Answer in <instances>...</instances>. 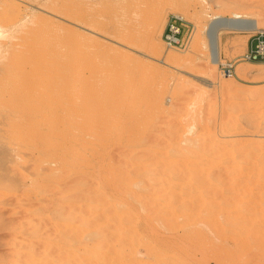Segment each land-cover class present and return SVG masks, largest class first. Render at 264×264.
Returning <instances> with one entry per match:
<instances>
[{
    "label": "rangeland",
    "instance_id": "obj_1",
    "mask_svg": "<svg viewBox=\"0 0 264 264\" xmlns=\"http://www.w3.org/2000/svg\"><path fill=\"white\" fill-rule=\"evenodd\" d=\"M5 2L7 4L3 5ZM0 7V23H2V29L5 34H3L4 36H0V72L2 74V77L0 75V80L3 82V85H8L9 88L8 91V88L4 85L2 88H4L5 91L2 90V83H0V94L2 92L0 95L2 97H0L2 99V101L0 100V120H2L3 115L7 116L8 114L5 124V117L0 124V140L3 141L2 145V142L0 143L2 146L0 148H3L0 149L1 154L2 152L7 154L4 148L5 145L10 144V141L12 142L13 139H15V130L12 128H10L11 130L9 129V127L12 126V124H9V122L11 123L9 118L12 119V114L17 115V113H20L24 108L21 113L24 115H27L28 113L30 117L35 116V118L33 117L28 120L31 127H42L46 125L50 116L52 117L54 114V117L63 111L62 106L56 104L57 102L54 103L59 97L54 91L57 90L60 95L58 88L60 89L61 86V90L66 88L64 91H66L67 95H63L64 91H62L61 98L62 95L67 98L72 91L71 89H73L76 82H78L75 77H78L79 75L78 79L81 81L83 78L84 80L86 78L88 79L91 77V74L94 75V73H96L98 67L96 65L98 64V61L96 62L95 59L97 58L100 67L102 66L106 68L109 67V65L110 68L112 67L111 70H109L110 68L107 70L109 73L104 70L105 72L101 74L104 76L103 79L99 76V80H96L98 84L100 83V87L102 84V87L104 88L103 85L105 84V88L110 90L111 86H113L112 90L115 89V91L116 87L117 91L123 88H131L127 93L132 97L130 98V103L128 105L129 109L127 110L125 107L126 110H121L124 115L118 118L119 121L117 120V124H120L121 126L127 125L128 118H126L125 111H128L127 114L133 113L132 115L135 116L136 120L128 124L129 126L134 127L135 132L130 140L127 142L125 141L126 139L124 142H102V146L100 143L103 140L101 136L104 132L102 130L103 134L102 132L100 133L101 130L99 128H103L105 123L100 120H95V125L98 126V122L100 125L97 129L98 131H95L98 136L95 132L93 135L85 133L86 130L83 126L84 132H82L81 129V137L76 143L82 148L84 153L86 152L87 156L89 155L88 157L90 159H87L86 161L88 164H82V162L78 163L79 166L71 164L69 165V173L67 172L68 168L66 169L67 174L65 171L64 174L60 169L55 170L56 172L54 174L57 173V175L55 177L54 174H52L51 177L53 178L54 176V178L50 180L48 179V176L46 177V175L43 174L45 170L47 171L49 166H56V163L58 162L57 160H53L49 154H43L42 148H35L36 146L32 148V159L29 157V164H27L29 166L30 163L32 164L31 173L29 171L30 174L25 173L26 169L23 165L26 162L23 160V155L20 153L21 151H16L18 153L15 152L18 165H22L21 167L24 169L19 167L18 170L20 169V171L16 170V172L18 171V175L16 172L14 173L16 181L15 187H17H14V191L16 192H13V198H15V203L13 202V205L12 203L7 204L6 202L7 197L9 196L8 194H10V187H4V189H7L6 194L4 189L2 192L0 191V202L2 201V204H0V210L3 215L2 217L5 215L7 218H5L6 223L3 222L2 226L0 225V264H43L45 260H48V264H85L86 261L84 254L88 253V251H92L87 250L88 245L89 249H91L93 245L92 249L95 250L97 247L101 246L100 244L105 245L106 242L108 244L111 242L115 247L111 244H106V246H109L110 248H112V246L113 248H118L123 242L121 241L122 236L119 237V235L122 234H120V231H124L127 226L130 230L126 229L125 231L129 232H123L127 235V241H124L131 242L132 240L134 246L133 244L131 246V243L130 245L126 243V247L131 246L130 251L129 247L126 248V254L134 252L135 256L133 255L132 257L131 255V257H129V254H127L129 258L126 256V264H129L133 260H135V264H172L173 259L174 261L177 260L175 257L178 258L177 264H236V262L237 264H264V257L261 256V258H258L259 255L257 253L254 254L251 252L250 254L249 250H247L249 254L246 251L245 254L240 251V254L243 253L244 256L241 257L240 254L238 256L237 250L239 252L242 246L239 245L238 247V244L240 243H238L237 240H239V238L235 239V237H231V235L239 237L242 232L247 233V231L249 232L254 226L255 229L258 230V237L261 236V238L264 239V235L262 236L264 230L259 233V228L262 229L264 223V214H260L264 212V176H262L263 179H259V176L257 177V172L259 173V171L264 174L263 166V170L258 171L257 169V167L262 168L261 164H264L261 162L262 159H260V156L264 155V64L256 65L240 58L247 49L251 32L222 28L219 34L221 58L217 64L212 63L211 61L208 40L210 37L207 36V27L210 25L211 21L218 16L227 19L234 16H241L248 19L258 20L260 28H264V0H0ZM158 11H162L163 13L160 20V27L155 36L156 38H150L148 34V23L141 21V18H143V16L145 17L147 14V16L150 14L155 15ZM172 13L182 14L194 24L195 29L192 43L187 50L169 48L162 38V32L167 18ZM36 19L40 21H37ZM42 24H44L46 28H43L44 25L42 26ZM31 27L33 29H30ZM48 27H51V29ZM33 32H35V35L38 34V36H36L38 38L35 37L34 39ZM39 32L42 35H45L44 37L42 36L44 43L42 42L43 45L41 46V49L43 53L38 50L42 41V39H39L41 38ZM31 35L33 36V40ZM125 35V38L122 37ZM47 37L48 39L46 40L45 38ZM28 38L30 39L31 44H27ZM50 38L52 39L51 44ZM48 40H50V42ZM54 40L56 41V45ZM61 40L65 45L61 43L59 48L58 44H60L59 41ZM68 40L71 42H68ZM155 41L162 43V46L155 48ZM15 42L17 43L15 44ZM73 42L74 45H76L77 42L80 43L77 44L78 46H71ZM19 43H21V45ZM24 44L26 45L25 47ZM44 45L45 48L47 46L46 49L44 48ZM19 46L20 49H18ZM70 46L73 47V49L70 48ZM26 47L28 50L26 49V52H24ZM34 47L35 49H38L34 50ZM29 48H32L33 50V52L32 50L30 51V57L29 54H27V52L29 53ZM48 48H51L50 51L52 53L49 52ZM61 48L64 52L66 51L64 55L61 52ZM69 48L70 50L72 49L73 53L79 48L83 50V52H81V50L77 51L79 53L81 52V54L83 53L82 55H79L78 53L80 56L79 61L81 59L79 65L82 64L81 62H83V64L81 67H78L79 71L77 72V75L75 74V69L77 71V68L68 64L63 66V63L60 62H64V60L67 59L66 56L69 53ZM56 49H58V51L60 49V53H58V51L55 53ZM12 50L14 51L12 52ZM16 50H18V54L20 53V56L18 55L19 57L23 56L22 59L11 56L12 60L8 63L10 59L9 53L11 54L12 52L13 55ZM43 50H45V52ZM46 52L48 56L46 54L44 55ZM17 53H15V55ZM39 53H41V57ZM7 54L9 59L6 58ZM90 54L91 57H89ZM168 54H174L182 58L185 57L184 62L177 67H171L161 63L159 59ZM35 55H37L36 57L38 60L34 59L36 58ZM42 55L45 57L47 56L46 58L43 57L45 63L42 62ZM54 56L58 58H55ZM86 56L88 58H86ZM27 57L31 58V60L27 59ZM39 57L41 59H39ZM92 57L95 58V64H93ZM52 58L55 60L54 62L52 61ZM63 58L64 60H62ZM91 58L92 62L90 63ZM14 59L16 60L14 61ZM32 59L40 61L38 66L37 63L34 62L35 66L38 67V70L40 69V71H38L31 63L33 62ZM19 60L23 61L21 64L25 65V71H23V67H20L21 64ZM45 60L49 62H46ZM228 60H238L236 62V71L232 76L223 74L219 65L220 62H226ZM12 61L15 64H18V66H14L13 63V66L17 68H14L13 66L11 67L10 64H12ZM16 61H19V63ZM111 61L113 63H111ZM25 62H27V65ZM29 63L30 65H28ZM51 64H53V68L51 67L50 70L49 66H51ZM41 66H44V69ZM58 66L61 70L56 69ZM62 66L67 67L69 71L72 66V72L74 71V73H69L65 68L62 69ZM93 66H95L96 71H94ZM31 67L34 68L33 70L36 69L35 72L33 71V73H31ZM45 67L48 68L46 69ZM239 67H241V69L237 70ZM41 68L46 74L42 72ZM53 69H55V71H53ZM11 70L14 71L12 72ZM62 70L64 71L65 76L63 75ZM80 70L82 71L80 72ZM2 72H4L5 75H3ZM19 72L20 74H18ZM48 72H51V74ZM21 73H25V75L29 74L26 75V77H23L24 74L22 75ZM47 73L49 76H47ZM55 73L60 75H56ZM68 73L72 74V76L75 75L74 77H69L70 75H68ZM81 73L83 74L82 77L80 76ZM8 75H12L11 78H9ZM34 75L37 76V79H35L36 77ZM38 75H40V77ZM109 75L110 77H113H111L112 81L110 80ZM4 76H7L6 81ZM14 76L16 77L15 80ZM94 76H96V74ZM22 77L23 79L26 78V83L23 85L22 83L20 84V81H24ZM38 77L40 79H38ZM41 78L43 82L41 81ZM50 78L54 79V81L52 82ZM208 78L211 80H208ZM47 79L52 83L50 89H48V85L50 84L47 82ZM59 79L63 82L69 79L73 83L71 82L68 87L69 83L67 84V81L64 84L60 82ZM75 79L77 81H75ZM89 79H92V77ZM100 79L103 80L101 81L102 83L100 82ZM13 80L14 84L12 83ZM16 80L18 85H15V83H17ZM33 80L35 84L33 83ZM110 81L111 83L114 81L112 84H115L116 86L112 85ZM29 82L31 86L29 85ZM44 83L48 84L47 86L45 84L47 87L46 91ZM56 83L58 87H56ZM107 84L108 86H106ZM19 85L22 87L21 89H23V92H21L22 90ZM127 85L130 86L127 87ZM25 86L29 87V89L27 88L28 92L24 89ZM32 86L33 91L31 90ZM71 86L73 88H71ZM12 89L13 92H11ZM51 90L53 91L52 94ZM9 92L12 93V97L10 94L12 101L10 99H8V101L6 100L7 97L9 98ZM18 92L23 94V96L25 94V96L23 97ZM156 92H159L158 96L164 103L163 108L155 107L154 95ZM30 93L31 97L33 96L32 99ZM3 94L5 95L4 97ZM37 94L38 97L36 96ZM49 94L52 95L51 97L54 96L57 99L53 98L54 106L51 108L46 102V98L50 97ZM16 96L18 97L16 98ZM38 98L39 100H42L39 102ZM3 100H5L6 106H8L10 102V107L8 106L9 112L7 111L6 115L4 114V111L7 107L3 104ZM17 102H19L18 105ZM20 102L22 107L24 106L23 108L21 105L19 106ZM44 103H46V105H44ZM12 104L13 106H11ZM26 104L29 105L28 108L26 107ZM36 104L38 108L35 107ZM16 107L18 111L16 110ZM19 107H21L20 110ZM91 107L92 105L82 104L79 108V112L82 109L80 116L82 115L86 117L85 115L87 111H89L87 116H90L89 114L93 112L90 110ZM12 108H14L15 111ZM34 108L35 114L33 112ZM39 108H43V110ZM48 109L50 111L49 115H47ZM40 111H42L43 115L37 113ZM121 111L118 114H121ZM81 119H83V117ZM7 120L9 121L8 126L6 125ZM31 120L33 123L30 122ZM44 120H46V123L43 124ZM83 121H85V119H83ZM83 121L81 120V122ZM2 125L5 126V133L7 131L6 129L10 130L9 135L8 133L4 134ZM139 126L141 129H144H142L141 134L137 133V127L139 128ZM11 132L14 134H12V140L10 139ZM5 135L7 136L5 137ZM98 140L101 141L99 142ZM82 144H84L85 147ZM8 153H10V151ZM93 153L94 156H92ZM252 153H254V155ZM89 164L94 165L89 166ZM29 166H27L28 169ZM78 167L79 169H77ZM71 170H74V175H72L73 172H71ZM111 170L115 174V178L117 179L118 177V179H120V181L117 179L120 186H123L120 184L122 181L126 183V187L128 186L126 192L128 193L129 191L128 194L122 192L115 186L114 188L112 187L114 184L113 182L116 179L112 175ZM120 170L124 173L125 177L126 174L130 175V178L127 175V180L130 179L129 181L131 182H127L124 177H119V174L120 176L122 175ZM21 172L25 173V176L21 175ZM109 172L111 173L112 178H114L113 181L111 176H108ZM45 174H48V172ZM58 174H62L63 176H59ZM168 176L169 178L167 179ZM187 179L191 181L193 185H191V182ZM134 181L137 182L135 183ZM132 182L134 183L131 184ZM48 183L50 185H48ZM134 185H136V187ZM129 187H131V193ZM136 191L138 193H136ZM100 193L102 195H100ZM117 194H119L121 198L118 197ZM259 195L263 197V200L258 202L260 199ZM100 196L101 199L103 198V203L100 201ZM257 196H259V198ZM256 199L258 202V210L256 209L246 212L243 207L244 203L247 204L252 201L256 202ZM105 200H107L106 203ZM196 201H200L199 203H201V207L197 206L199 203ZM111 202H115V205L111 204ZM232 202H234L236 206ZM102 204H106V207ZM188 204H190V207ZM109 206L112 207V210L108 209ZM169 208L170 210H168ZM115 212L117 213V216ZM241 213H243L242 217ZM248 214L250 224H248V221H246L247 218L244 216ZM113 215L114 217H112ZM216 215H218L217 220ZM260 215H262V220L257 218L258 220L256 222V216L260 217ZM97 216L99 217V220ZM162 216L166 221L163 220ZM195 216L198 219H196ZM205 216H207L206 219ZM115 218L117 222L113 220ZM185 218L189 222H194H188L187 226ZM251 218L254 219V221L251 220ZM157 219L160 221L159 225ZM183 220L185 221V226ZM88 221L89 223H87ZM90 221L93 222V224H91L94 225V229L90 228ZM120 221L121 223L118 225V222ZM258 221H260V223ZM253 222L254 224L252 225ZM86 223L87 226H85ZM205 223L206 228H204ZM210 223L212 224V227H208L210 226ZM198 224L199 226H197ZM201 224L202 227H200ZM246 224L248 226H246ZM242 225H245L247 228L245 226L243 228ZM76 226L80 227L79 231ZM84 226L85 230L83 229ZM120 226L125 227L124 229H121ZM150 226H152L153 229L152 234ZM219 226L221 230L223 229L222 231L224 234H222ZM199 228L201 230L200 233L204 232L206 236L203 237L202 241H198V243L197 241L191 242V240H193L192 238L199 233ZM214 228L217 229V232ZM114 229H116V231ZM231 229H236V231H230ZM242 229L244 230L242 231ZM255 229L252 230L255 231ZM80 230H82V232ZM191 231H193V233H191ZM77 232L81 233V238L83 237V240L86 237L84 240L85 243L80 240V236H78L80 233L78 234ZM233 232L235 233L233 234ZM236 232H238V235ZM72 233H74L75 239L71 238L70 235H72ZM114 233H118V237L113 235ZM208 234L210 235L208 236ZM225 235H227L226 239L223 238ZM67 236H69V238ZM76 236H78V240L76 239ZM141 236H143V238ZM220 236L222 237L221 239H219ZM93 237L95 238V241ZM115 237H117V239ZM90 238L92 240H90ZM261 238H259L260 241H263ZM74 240H77L76 243ZM98 241L100 244H98ZM88 242L90 243L88 244ZM149 242L150 245H148ZM56 243H60L61 248L58 247L60 250L55 251V253L54 246H57ZM117 243L119 244L117 245ZM135 246L136 248L134 251L133 248ZM53 247L54 249L52 250ZM147 247L154 248V251H152V249L151 252L149 250V252L145 251L149 249ZM50 250H52L51 254L49 252ZM77 252H79V254H76ZM143 252H147V255L143 254ZM165 252L166 254H164ZM232 252L234 253V257ZM66 253H69V255ZM187 253L189 255H187ZM75 255L78 256L75 257ZM142 255H145V257ZM108 256L96 258V260L92 261V264L96 261L97 264H119L117 260L112 259L114 256ZM203 256H207L204 258L206 262L202 260ZM153 258H157V260H154ZM183 258L186 259L184 260ZM60 259L63 261H60ZM138 259L142 262H138ZM149 259L151 260L149 261ZM77 260L79 261L77 262ZM134 263L132 262V264Z\"/></svg>",
    "mask_w": 264,
    "mask_h": 264
},
{
    "label": "bare ground",
    "instance_id": "obj_2",
    "mask_svg": "<svg viewBox=\"0 0 264 264\" xmlns=\"http://www.w3.org/2000/svg\"><path fill=\"white\" fill-rule=\"evenodd\" d=\"M7 3L5 2V4L3 3V5H6ZM10 7V6H9ZM0 9H1V7H0ZM3 9V8H2ZM70 10V9H69ZM14 12V11H13ZM17 12V11H16ZM1 13H2V10H1ZM164 13H165V10H164ZM17 14V13H16ZM162 11H158V12H156V14L154 15V14H150L149 16H143V18H141V21H144V22H146V23H148L147 24V26H149V29H148V27H147V29H148V34H149V37L150 38H154L155 36H156V34L158 33V29H159V27H160V20H161V18H162ZM5 17V16H4ZM13 17V16H12ZM41 18V17H40ZM79 19V18H78ZM91 19V18H90ZM10 20H12V19H10ZM37 21H40V20H38V19H36ZM43 20V19H42ZM80 20H81V18H80ZM47 21V20H46ZM83 21V20H82ZM85 21V20H84ZM96 21V20H95ZM140 21V22H141ZM144 22H143V24H144ZM41 23H42V21H41ZM40 23V24H41ZM44 24H42V26H43ZM47 26V25H46ZM94 26V25H93ZM131 26H132V24H131ZM38 27V26H37ZM54 27V26H53ZM56 27V26H55ZM43 28H46L45 27V25H44V27ZM48 28H50L51 29V27H48ZM63 28V27H62ZM68 28V27H67ZM208 29H207V36H209L210 38L208 39L209 40V48H210V58H211V61H212V63H215V64H217L219 61H220V58H221V45H220V38H219V34H220V30L222 29V28H227V29H233V30H245V31H247V32H252V31H255V30H257V29H259L260 28V23L258 22V20H254V19H248V18H246V17H241V16H234V17H231V18H223L222 16H218L216 19H214L213 21H211V23H210V25L207 27ZM30 29H33L32 27L30 28ZM37 29V28H36ZM36 29H34V30H36ZM27 30H28V28H27ZM38 30V29H37ZM57 30V29H56ZM44 31V30H43ZM36 32V31H35ZM35 32H33L34 33V39H35V37L36 36H38V34L37 35H35ZM40 32H41V30H40ZM39 32V34H40V36H41V38H39V39H42V41H41V45L40 44H38V45H40V47H39V49L38 48H36V49H38L39 50V52H42V49H41V46L43 45L42 44V42H43V37L45 36V35H42L41 33ZM56 32V31H55ZM37 33V32H36ZM50 33V32H49ZM122 33H123V31H122ZM4 34V30L2 29V23H0V36H2ZM24 34V33H23ZM57 34V33H56ZM62 34V33H61ZM145 34H146V31H145ZM5 35V34H4ZM3 35V36H4ZM21 35V34H20ZM29 36V35H28ZM32 36V35H31ZM43 36V37H42ZM47 36V35H46ZM49 36H51V35H49ZM63 36V35H62ZM118 36V35H117ZM132 36H133V32H132ZM23 37V36H22ZM30 37V36H29ZM52 37H53V34H52ZM56 37H57V35H56ZM122 37H126V35L125 36H122ZM128 37V36H127ZM25 38V37H24ZM36 38H38V37H36ZM130 38V37H129ZM132 38V37H131ZM156 38V37H155ZM158 38V37H157ZM19 39H21V38H19ZM46 40L48 39V37L47 38H45ZM51 39V38H50ZM92 39H94V38H92ZM18 40V39H17ZM17 40H15V41H17ZM32 40H33V36H32ZM77 40V39H76ZM84 40V39H83ZM121 40V39H120ZM124 40V39H123ZM162 40V39H161ZM45 41V40H44ZM49 42H50V40H48ZM55 41V40H54ZM62 41V40H61ZM61 41H59L60 42V44H58V47L60 48V45H61V43H63V41L61 42ZM70 40H68V42H69ZM81 41H82V39H81ZM24 42V41H23ZM26 42H27V40H26ZM71 42V41H70ZM74 42H76V41H74ZM74 42H73V44H71V46H73L74 45ZM14 43V42H13ZM12 43V44H13ZM17 42H15V44H16ZM31 44V42H30V39L28 38V42H27V44ZM33 43H34V41H33ZM38 43H40V42H38ZM44 43V42H43ZM47 43V42H46ZM52 43V39H51V42H50V44ZM65 43H66V41H65ZM78 43H80V42H77L76 43V45H74V46H78L77 44ZM153 43H154V41H153ZM20 45H21V43H19ZM35 44V43H34ZM37 44V43H36ZM64 44V43H63ZM92 44H93V42H92ZM92 44H90V45H92ZM95 44V43H94ZM38 45H37V47H38ZM53 45V44H52ZM55 45H56V41H55ZM65 45V44H64ZM68 45V44H67ZM69 45H70V43H69ZM22 46H23V44H22ZM21 46V47H22ZM26 45L24 44V47H25ZM29 46V45H28ZM70 46V48H72L73 49V47H71ZM84 46V45H83ZM154 46H155V48H158V47H161L162 46V43H160V42H156L155 41V44H154ZM11 47V46H10ZM49 47V46H48ZM65 47V46H64ZM63 47V48H64ZM68 47V46H67ZM80 47V46H79ZM93 47V46H92ZM33 48V47H32ZM32 48L30 49L29 48V53L27 52V54H29V57H30V51L32 50ZM44 48H45V45H44ZM46 48H47V46H46ZM45 48V49H46ZM53 48H54V46H53ZM52 48V49H53ZM56 48V47H55ZM70 48H69V53H68V55L66 56L67 57V59L66 60H64V58L62 59V60H64V62H62V61H60L61 63H63V66L64 65H66V64H68V65H73V67H75V68H77V71H76V69H75V74L77 75V72L79 71L78 70V67L80 66L81 67V65L83 64V62H81L82 64L81 65H79L80 64V61H81V59H80V61H79V58H80V54H81V52H83V50L81 49V48H79V49H77V50H75L74 52L75 53H73V51H72V49L70 50ZM163 48V47H162ZM18 49H20V46L18 47ZM23 49V48H22ZM26 49H27V47L25 48V51L24 52H26ZM35 49V47H34V50H36ZM40 49H41V51H40ZM49 49V48H48ZM85 49V48H84ZM87 49V48H86ZM90 49V48H89ZM28 50V49H27ZM51 50V48L49 49V52H51L50 51ZM79 50H81V52L79 53V52H77V51H79ZM94 50V49H93ZM14 50H12V52H13ZM17 51L18 50H16L15 51V53H17ZM20 51V50H19ZM44 52H45V50H43ZM48 51V50H47ZM56 51H58V49H56L55 50V53H56ZM120 51V50H119ZM12 52H11V54L9 53V57H10V59H9V57H8V54H7V57L6 58H8L9 59V61H8V63H10V61L12 60V58H11V56L12 57H16V58H21L22 59V57H19L20 55V53L18 54H16L15 55V53H13V55H12ZM32 52H33V50H32ZM49 52H48V54H49ZM61 52H62V54L64 55L65 54V52H64V50H62V48H61ZM86 52V51H85ZM125 52V51H124ZM37 53V52H36ZM43 53V52H42ZM52 53V52H51ZM50 53V54H51ZM55 53H54V55H55ZM58 53H60V49H59V51H58ZM78 53H79V55H78ZM87 53V52H86ZM21 54H23V53H21ZM26 54V55H27ZM32 54V53H31ZM40 54V57H41V53H39ZM47 55V52L46 53H44V55ZM83 54V53H82ZM81 54V55H82ZM88 54H89V52H88ZM87 54V55H88ZM94 54H95V52H94ZM175 54V53H174ZM174 54H168V55H166V56H164L163 58H160L159 59V61L161 62V63H163V64H165V65H167V66H171V67H177V66H179L180 64H182L183 62H184V58H182V57H179V56H176V55H174ZM19 55V56H18ZM96 55V54H95ZM37 55H35V57H36ZM48 56V55H47ZM46 56V57H47ZM117 56V55H116ZM29 57H27V59H29V60H31V58H29ZM32 57V56H31ZM39 57V59H41ZM43 57H45V56H43L42 55V62L43 63H45L44 61H43ZM45 57V58H46ZM55 57V56H54ZM84 57H85V55H84ZM89 57H91V54L89 55ZM124 57V56H123ZM24 58H25V56H24ZM24 58H23V60H24ZM33 58H34V56H33ZM55 58H58V57H55ZM86 58H88L87 56H86ZM93 58V57H92ZM92 58H91V60H90V63L92 62ZM95 58H96V56H95ZM95 58H93V64H95L97 61H98V64H99V60H98V58L97 59H95ZM26 59V58H25ZM34 59H36V60H38V58L36 57V58H34ZM34 59H32V61L33 62H31L34 66H35V64H34V62H36L37 63V66L39 65L38 63H40V61H35ZM50 59H51V57H50ZM61 59V58H60ZM94 59L96 60V62L94 61ZM108 59V58H107ZM107 59H106V65H107ZM16 59H14V61H15ZM46 60H48V59H46ZM45 60V61H46ZM6 61V60H5ZM5 61H4V63H5ZM20 61V60H19ZM19 61H16V62H18L19 63ZM27 61V60H26ZM52 61L54 62L55 60L52 58ZM84 61V60H83ZM46 62H49V61H46ZM52 62V63H53ZM95 62V63H94ZM104 62V61H103ZM7 63V62H6ZM8 63H7V65H8ZM13 61H12V64H10L11 65V67L13 66ZM21 63H23V61L21 60L20 61V64ZM26 63V65H27V62H25ZM55 63H57V62H55ZM105 63V62H104ZM111 63H113L112 61H111ZM253 64H256L257 62H252ZM1 64V63H0ZM32 64H31V66H32ZM42 64V63H41ZM40 64V65H41ZM96 65V66H98L97 67V71L95 70V66H93V68H94V71H96V73H94V75L96 74V76H94L93 74H91V77H92V79H89V78H91V77H89L87 80L85 79L84 80V78H83V80H81V81H79V79H78V77H79V75H78V77H75V78H77V80H78V82H76V84L74 85V88L71 86V88H73V89H71L72 91L69 93V96L67 97V98H65V96H63L64 94H66V91H64L65 89H63V90H61V87H60V89L58 88V90L60 91V95H59V93H58V91L56 92V91H54V93L56 94L57 93V95L60 97V99H59V97L56 99V97H51L52 95V90H51V94H49L50 95V97L49 98H46V102H47V104H48V106L51 108V107H53L54 106V104H53V101H54V99L53 98H55L57 101H55L54 103H56V104H58L59 106H62V108H63V111L62 112H60L59 114H57V115H55L54 117H53V115H52V117L50 116V118L48 119V117H47V119H48V121H47V123H46V120H44L43 121V124L44 123H46V125H44V126H36V127H31L30 126V124H29V119L30 118H35V116H29V114L27 113V115H24L23 113H21V112H23V110H24V106L22 107V104H21V102H20V104H19V106L21 105V107L23 108L22 109V111L19 113H17V115L16 114H12L13 116H12V119L11 118H9L10 120H11V123L7 120V126H8V122H9V124H12V126L11 127H9V129L10 128H12L13 130H15V132H14V134H15V139H13V133L11 132V140L13 139V141L11 142L10 141V144H8V145H5V150H6V153L7 154H5L4 152H2V154L0 153V191L2 192L3 191V189H4V187L5 188H7V187H10V194H8L9 196V198L7 197V200H6V202H7V204H11L12 203V205L15 203L14 202V199L15 198H13V192H16V191H14V187H15V183H16V181H15V178H14V173L16 172V170H18V168L19 167H21L22 165H18V163H17V161H16V155H15V152L16 151H21L20 153L23 155L22 157H23V160H24V162H26L24 165H23V167L26 169V171H25V173L26 174H30L31 173V163H30V166L29 165H27V164H29V157H31V155H33L32 154V148H34V146H36L35 148H42V151H43V154L45 153H47V154H49L52 158H53V160H57V162L58 163H56V166H49L48 167V169H47V171L45 170V172H44V174L43 175H46V177L48 176L49 178V180L50 179H53L54 178V176L56 177V175H57V173L56 174H54L56 171L55 170H58V169H60V170H62L63 171V173H64V171L66 172V169L68 168V170H67V172L69 173L70 172V170H69V165H71V164H73V165H77V166H79L78 165V163H81L82 162V164H85L86 163V161H87V159L89 160L90 158L87 156V154H86V152L84 153L83 152V150H82V148L81 147H79L78 145H77V143H76V141L77 140H79V138L81 137V133H80V131H81V129H82V132H84L83 131V129L85 128V130H86V132L85 133H87V134H89V135H93L94 134V132L95 131H98L97 129L100 127V125H99V122L97 123L98 124V126L97 125H95V120H100V121H102L103 123H105V125H104V127L103 128H99L101 131H100V133L102 132V130H103V132H104V134H103V132H102V138H103V140L101 141V143H100V145L102 146V142L103 143H107V142H113V141H123L124 142V140L127 142L128 140H130V138H132L133 137V135H134V127H131V126H129L128 124H130L131 122H134V121H136L135 120V116H133L132 114L133 113H129V114H127L128 113V111H125L126 109L128 110L129 109V107H128V105H129V103H130V98H132L131 97V95L130 94H127L130 90L129 89H131V88H129V89H127V88H123V89H121V90H118L117 91V87H116V91H115V89H113L112 90V87L113 86H111V89H110V86H109V89L110 90H108L107 88H105V84L103 85L104 86V88L102 87V84H101V87H100V83L98 84L97 83V81L96 80H99V78L100 77H102V79H103V75H101L102 73H104L105 71H107L109 68H110V65H109V67H106V68H104V67H100L99 65ZM117 64V63H116ZM18 66V64H15L14 63V66ZM28 65H30V63L28 64ZM44 65V64H43ZM60 65V64H59ZM105 65V64H104ZM105 65V66H106ZM114 65V64H113ZM13 66V67H14ZM20 66V65H19ZM62 66V69H64L65 68V70L67 69L68 70V68L67 67H63ZM112 66V65H111ZM118 66V65H117ZM10 67V68H11ZM20 67H23V71H25V65H22L21 64V66ZM28 67V66H27ZM36 67V66H35ZM42 67V66H41ZM51 67L53 68V64H51V66H49V68H50V70H51ZM56 67H57V65H56ZM7 68V67H6ZM5 68V69H6ZM14 68H17V67H14ZM43 69H44V66L42 67ZM42 68H41V70H42ZM46 68V67H45ZM48 68V67H47ZM46 68V69H47ZM55 68V67H54ZM59 68V69H58ZM58 68H56L57 70H61V68L58 66ZM18 69L20 70V68L18 67ZM17 69V70H18ZM34 68H32L31 67V69H30V71L32 70V72L31 73H33V71L35 72V70L37 69L38 70V67H36V69L35 70H33ZM74 69V68H73ZM80 69V68H79ZM112 69V67L109 69V70H111ZM116 69V68H115ZM239 69H241V67H239V68H237V70H239ZM2 70H3V67H2ZM105 70V71H104ZM114 70V69H113ZM12 71V70H11ZM14 71V70H13ZM12 71V72H13ZM21 71V70H20ZM28 71V70H27ZM38 71H40V69L38 70ZM53 71H55V69H53ZM63 71V70H62ZM69 71V70H68ZM82 70H80V72H81ZM42 72H44L43 70H42ZM58 72V71H57ZM74 73V71L72 72V66L70 67V71H69V73ZM79 72V73H80ZM108 73H109V71H107ZM3 73V75H5V73L4 72H2ZM8 73V72H7ZM10 73V72H9ZM26 73V72H25ZM25 73H23L24 75H25ZM45 73V72H44ZM48 73H50L51 74V72H48ZM48 73H47V76H49L48 75ZM68 73V75H70L69 77H71L72 76V74H69ZM111 73H112V71H111ZM17 74V73H16ZM18 74H20V72L18 73ZM22 74V73H21ZM22 74V75H23ZM29 74V73H28ZM28 74H26V75H28ZM34 74H36V73H34ZM46 74V73H45ZM52 74H54V73H52ZM56 75H60V74H57V73H55ZM66 74V73H65ZM74 74V75H75ZM0 75H1V77H2V74H1V72H0ZM14 75V74H13ZM23 75V77H26V75L24 76ZM31 75V74H30ZM29 75V76H30ZM63 75H64V71H63ZM74 75L72 76V77H74ZM82 73L80 74V76L82 77ZM105 75V74H104ZM111 75V74H110ZM110 75H109V77H110ZM113 75V74H112ZM12 76V75H11ZM11 76L10 75H8V77L9 78H11ZM17 76V75H16ZM36 78L35 79H37V76L36 75H34ZM39 77H40V75H38ZM43 76V75H42ZM41 76V77H42ZM65 76V75H64ZM100 76V77H99ZM5 77V81H6V78H7V76H4ZM15 77V76H14ZM13 77V78H14ZM23 77H22V79H23ZM38 77V79H40ZM67 77V76H66ZM80 77V78H81ZM97 77V78H96ZM99 77V78H98ZM112 77V76H111ZM111 77H110V80H111ZM117 77H119V76H117ZM117 77H116V79H117ZM29 78V77H28ZM28 78H27V80H28ZM31 78V77H30ZM32 78H34V77H32ZM47 78V77H46ZM56 78H57V76H56ZM64 78V77H63ZM106 78H108V77H106ZM113 78V77H112ZM115 78V77H114ZM16 79V77L14 78V80ZM17 79H18V77H17ZM19 79H20V77H19ZM26 79V78H25ZM25 79H23L24 81H20V84L22 83V85L24 84V83H26V81H25ZM44 79H45V76H44ZM58 79V78H57ZM57 79H56V81H57ZM82 79V78H81ZM105 79V78H104ZM115 79V80H116ZM210 78H208V80H209ZM14 80L12 81V83L14 84ZM50 80H52V82L54 81V79H52V78H50ZM66 80V79H65ZM74 80V79H73ZM76 79H75V81H77ZM114 80V81H115ZM211 80V79H210ZM9 81H10V79H9ZM29 81H30V79H29ZM38 81V80H37ZM41 81H42V78H41ZM55 81V82H56ZM59 81L60 82H62V83H66V81H67V84L69 83V85H68V87L70 86V83L72 82L71 80H69V79H67L66 81H61V79H59ZM101 81H103V80H101L100 79V82ZM107 81H108V79H107ZM112 81V80H111ZM111 81H110V83H111ZM113 81V82H114ZM121 81V80H120ZM16 82H17V80H16ZM36 82V81H35ZM43 82V81H42ZM41 82V83H42ZM47 82H49V80L47 79ZM46 82V83H47ZM112 82V83H113ZM128 82V81H127ZM130 82V81H129ZM212 82H213V80H212ZM0 83H2V85H1V88H2V86H4L3 85V82L0 80ZM9 83V82H8ZM33 83H34V80H33ZM46 83H44V87H45V91H46V86L48 85V84H46ZM73 83V82H72ZM102 83V82H101ZM111 83V84H112ZM116 83V82H115ZM31 84H32V82H31ZM35 84V83H34ZM45 84H46V86H45ZM49 84L50 85H48L49 87H48V89H50V87H51V85H52V83H50L49 82ZM129 84V83H128ZM15 85H18V82L17 83H15ZM14 85V86H15ZM29 85H30V82H29ZM28 85V86H29ZM41 85V84H40ZM56 85V87H58L57 86V83L55 84ZM61 85H63V84H61ZM112 85H115V84H112ZM131 85V84H130ZM130 85H127V87L128 86H130ZM6 86V85H5ZM10 86V85H9ZM31 86V85H30ZM106 86H108V84L106 85ZM116 86V85H115ZM114 86V87H115ZM118 86V85H117ZM7 88H8V85L6 86ZM16 87V86H15ZM19 87H20V85H19ZM12 88V87H11ZM14 88V87H13ZM22 87H20V89H21ZM27 88L29 89V87H24V89H26V91L28 92V90H27ZM54 88V87H53ZM52 88V89H53ZM118 88H119V86H118ZM30 89H31V87H30ZM47 89V90H48ZM70 89V88H69ZM2 90H4L5 91V89L4 88H2ZM22 90V91H21ZM20 91L21 92H23V89H21ZM32 91H33V86H32V89H31ZM108 90V91H107ZM126 90V91H125ZM0 91H1V89H0ZM8 91H9V88H8ZM19 91V90H18ZM34 91H35V89H34ZM62 91H64V93H63V95H62V98H61V94H62ZM70 91V90H69ZM11 92H13V89H12V91ZM15 92V91H14ZM16 92H17V89H16ZM19 93V92H18ZM45 93V92H44ZM49 93V92H48ZM121 93H122V95H121ZM124 93H126V94H124ZM1 94H2V92H1ZM0 94V95H1ZM10 94H11V97H12V93H10L9 92V98L7 97V101H8V99H10L11 101H12V98H10ZM20 94V93H19ZM33 94L35 95V93L33 92ZM8 95V94H7ZM20 95H22L23 96V94H20ZM27 95H28V93H27ZM56 95V96H57ZM67 95V94H66ZM159 95V92L157 93L156 92V94L154 95V98H155V107L157 106L158 108H163V106H164V103L161 101V99H160V97L158 96ZM5 95L3 94V97H4ZM24 96H25V94H24ZM23 96V97H24ZM29 96V95H28ZM37 97H38V94L36 95ZM45 96H46V94H45ZM1 97V96H0ZM13 97H14V95H13ZM18 96H16V98H17ZM21 97V96H20ZM19 97V98H20ZM22 97V98H23ZM30 97H31V93H30ZM33 97V96H32ZM32 97H31V99H32ZM36 97V98H37ZM47 97V96H46ZM136 97H137V95H136ZM2 98V97H1ZM0 98V100L2 101V99ZM34 98H35V96H34ZM41 98V97H40ZM83 98V99H82ZM27 100H28V97H27ZM37 100V99H36ZM38 100H39V98H38ZM40 100H42V99H40ZM40 100H39V102H40ZM70 100H71V102H70ZM4 102H3V104L6 106V103H5V100H3ZM29 101H30V99H29ZM27 102V101H26ZM45 102V101H44ZM2 103V102H1ZM14 103V102H13ZM16 103V102H15ZM18 103L19 102H17V105H18ZM9 104H10V102H9ZM8 104V106L10 107V105ZM34 104H35V102H34ZM82 104H86V105H92V107L90 108V110H92L93 112H91L89 115L90 116H87V113H89V111H87V113H86V117H84V116H80V113H81V111H82V109H81V111L79 112V108L82 106ZM24 105H25V103H24ZM44 105H46V103H44ZM1 106H2V104H1ZM4 106V107H5ZM8 106H6L7 107V109L4 111V114L6 115V113H7V111L9 112V109H8ZM11 106H13V104L11 105ZM15 107V106H14ZM21 107H19V110L21 109ZM26 107L28 108L29 107V105H27L26 104ZM35 107H37L38 108V106H37V104H36V106ZM40 107H41V105H40ZM86 107V106H85ZM125 107H126V109H125ZM158 108H157V110H158ZM12 109H14V108H12ZM39 109H41V108H39ZM123 109H125L124 111H125V115H126V118H128V121H127V125H124V126H121L120 124L118 125L117 124V120L119 121V119L118 118H120L121 116H123L124 114L122 113V111H123ZM16 110H17V107H16ZM34 110H35V108L33 109V112H34ZM41 110H43V108L41 109ZM44 110H45V108H44ZM122 110V111H121ZM14 111H15V109H14ZM18 111V110H17ZM36 111H37V109H36ZM118 111V112H117ZM121 111V114H118L119 112ZM3 112V111H2ZM26 112H27V110H26ZM25 112V113H26ZM29 112V111H28ZM41 112V113H40ZM40 112H37L38 114H41V115H43L42 114V111H40ZM49 109H48V114H47V112H46V114L47 115H49ZM84 112V111H83ZM10 113H12V112H10ZM16 113V112H15ZM31 113V112H30ZM43 113H44V111H43ZM32 114V113H31ZM34 114H35V112H34ZM2 115V114H1ZM11 115V114H10ZM45 116V115H44ZM5 117V121H4V124H5V122H6V117L8 118V114H7V116H4L3 115V117H2V120H0V124H1V121H3V118ZM83 117V119H85V121H83V119H81V118ZM90 117V118H89ZM1 118V117H0ZM123 118V117H122ZM94 120V121H91V120ZM40 120H41V118H40ZM43 120V119H42ZM81 120L83 121V122H81ZM35 121V120H34ZM39 121V120H38ZM30 122H32V120L30 121ZM36 122H37V120H36ZM39 122H41V121H39ZM94 122V123H93ZM129 122V123H128ZM33 123V122H32ZM119 123V122H118ZM3 124V123H2ZM102 124V123H101ZM122 124V123H121ZM134 124V123H133ZM142 124V123H141ZM32 125V124H31ZM40 125V124H39ZM80 125V126H79ZM3 126V127H2ZM1 127L3 128V130H4V128H5V126L4 125H2ZM10 126V125H9ZM34 126V125H33ZM83 126H84V128H83ZM103 126V125H102ZM133 126V125H132ZM14 127V128H13ZM143 129V128H142ZM142 129L140 128V126H139V128L137 127V133L138 134H141V132H142ZM146 129V128H145ZM2 130V129H1ZM3 130H2V132H3ZM7 131H6V133H8V135L10 134L9 132H10V130H8V129H6ZM144 130V129H143ZM5 133V130H4V134H6ZM98 133V132H97ZM13 134V135H12ZM95 134H96V132H95ZM137 134V135H138ZM97 135V134H96ZM136 135V134H135ZM7 135H5V137H6ZM98 136V135H97ZM145 136V135H144ZM88 137V136H87ZM90 137V136H89ZM101 137H100V139H101ZM8 138H9V136H8ZM96 138V137H95ZM82 139H84V140H87V139H85V138H82ZM98 139V138H97ZM82 141V140H81ZM88 141H89V139H88ZM90 141H91V139H90ZM99 141V140H98ZM99 141V142H100ZM2 142V143H1ZM93 142H95V141H93ZM98 142V143H99ZM0 143H1V145L3 144V141L2 140H0ZM9 143V142H8ZM82 143H83V141H82ZM118 143V142H117ZM122 143V142H121ZM6 144V143H5ZM84 144H85V141H84ZM84 144H82V145H84ZM0 145V147H2ZM114 145V144H113ZM4 146V145H3ZM89 146V145H88ZM84 147H85V145H84ZM83 147V148H84ZM94 147H96V146H94ZM264 147V146H263ZM0 149H3V148H0ZM95 149V148H94ZM98 149V148H97ZM96 149V150H97ZM4 150V151H5ZM106 150V149H105ZM261 150V149H260ZM1 151H3V150H1ZM10 151V153H8ZM88 151V150H87ZM93 151V150H92ZM98 152V151H97ZM102 152V151H101ZM264 152V151H263ZM16 153H18V152H16ZM19 153V154H20ZM257 153V152H256ZM91 154V153H90ZM99 154L101 155V153L99 152ZM105 154V153H104ZM253 155H254V153H252ZM258 154V153H257ZM261 154V153H260ZM16 156V157H15ZM92 156H94V153H93V155ZM257 156V155H256ZM259 156V155H258ZM251 157V156H250ZM19 159V158H18ZM21 159V158H20ZM31 159H32V157H31ZM255 159V158H254ZM260 159H262L261 160V162H263L264 163V155H262V156H260ZM76 160V161H75ZM94 160V159H93ZM251 160V159H250ZM250 160H248V161H250ZM32 161V160H31ZM22 164H23V162H22ZM86 164H88V163H86ZM91 165H94V164H89V166H91ZM104 165V164H103ZM110 165V164H109ZM253 165H254V161H253ZM27 166H29V169L27 168ZM86 166V165H85ZM252 166V165H251ZM264 167V164H261V167ZM23 167H21V169H24ZM75 167V166H74ZM82 167H83V165H82ZM254 167V166H253ZM252 167V168H253ZM263 167L262 168H260V167H257V169H258V171L259 170H263ZM110 168V167H109ZM72 169V168H71ZM74 169V168H73ZM77 169H79V167L77 168ZM76 169V170H77ZM82 169V168H81ZM98 169V168H97ZM254 169V168H253ZM96 170V169H95ZM114 170V169H113ZM18 171H20V169L18 170ZM18 171L16 172V174L18 173ZM24 171V170H23ZM29 171H30V173H29ZM61 171V172H62ZM74 171V170H73ZM72 170H71V172H73ZM84 171V170H83ZM83 171H82V173H83ZM94 171V170H93ZM104 171H105V169H104ZM124 171V170H123ZM126 171V170H125ZM256 171V170H255ZM48 172V174H45V173H47ZM67 172H66V174H67ZM77 172V171H76ZM85 172V171H84ZM106 172H107V170H106ZM111 172H112V170H111ZM120 172L122 173V171L120 170ZM22 174L21 175H23V176H25V173H23V172H21ZM78 173V172H77ZM119 173V172H118ZM198 173V172H197ZM246 173H247V171H246ZM245 173V174H246ZM19 174H20V172H19ZM52 174H54V176H53V178L51 177L52 176ZM65 174V173H64ZM71 174V173H70ZM76 174V173H75ZM117 174V173H116ZM257 177L259 176V179H263L262 178V176H264V174H262L261 173V171H259V173L257 172ZM18 175V174H17ZM16 175V176H17ZM59 175V174H58ZM72 175H74V172H73V174ZM111 176V173L109 172L108 173V176ZM112 175L114 176L115 174L112 172ZM127 175L129 176V178H130V175L129 174H126V177H125V175H124V173H122V175L120 176V174H119V177H124L126 180H127ZM59 176H63L62 174H60ZM104 176H105V174H104ZM107 176V177H108ZM136 176V175H135ZM170 176V175H169ZM169 176L167 177V179L169 178ZM106 177V176H105ZM132 177V176H131ZM256 177V176H255ZM109 178V177H108ZM114 178H115V176H114ZM114 178H112V176H111V179H112V181L114 180ZM186 178V177H185ZM116 179V178H115ZM117 179H118V177H117ZM117 179L116 180H114V184L112 185V187L114 188V186L115 187H117V188H119L122 192H125V193H127L126 192V189L128 190V186L126 187V183L125 182H123L122 181V183H120L121 185H123V186H120L119 184H118V181H120V179H118V181H117ZM134 179V178H133ZM139 179V178H138ZM138 179H137V181H138ZM190 179V178H189ZM250 179V178H249ZM107 180V179H106ZM110 180V179H109ZM108 180V181H109ZM130 179H128L127 180V182H131V181H129ZM172 180V179H171ZM188 180V179H187ZM19 181V180H18ZM137 181H134L135 183L137 182ZM189 181V180H188ZM134 182H132L131 184H133ZM176 182V181H175ZM189 182H191V181H189ZM20 183V182H19ZM107 183V182H106ZM125 183V184H124ZM52 184V183H51ZM140 184H142V183H140ZM191 185H193L192 184V182L190 183ZM18 185V184H17ZM48 185H50L49 183H48ZM47 185V186H48ZM110 185V184H109ZM215 185V184H214ZM64 186V185H63ZM135 187H136V185H134ZM194 186H196V185H194ZM17 187V186H16ZM15 187V188H16ZM51 187V186H50ZM111 187V186H110ZM215 187V186H214ZM248 187V186H247ZM196 188V187H195ZM61 189V188H60ZM129 189H130V193H131V187H129ZM174 189V188H173ZM251 189V188H250ZM5 190V194H6V190L7 189H4ZM17 190V189H16ZM100 190V189H99ZM104 190V189H103ZM115 190V189H114ZM119 190V191H120ZM175 190V189H174ZM187 190V189H186ZM196 190V189H195ZM9 191V190H8ZM101 191V190H100ZM177 191V190H176ZM106 192V191H105ZM190 192V191H189ZM198 192V191H197ZM128 193H129V191H128ZM127 193V194H128ZM136 193H138L137 191H136ZM173 193V192H172ZM191 194V193H190ZM100 195H102L101 193H100ZM218 195V194H217ZM117 196L118 197H120L119 196V194H117ZM127 196V195H126ZM260 196V195H259ZM259 196H257L258 198H259ZM0 197H1V194H0ZM15 197V196H14ZM107 197V196H106ZM100 198V201L103 203V198L101 199V196L99 197ZM98 198V199H99ZM121 198V197H120ZM252 198V197H251ZM104 199H105V197H104ZM203 199V198H202ZM248 199V198H247ZM198 200V199H197ZM253 200V199H252ZM263 200V197H261L260 196V199L258 200V202L259 201H262ZM106 201L107 200H105V203H106ZM136 201V200H135ZM201 201V200H200ZM200 201H196V202H200ZM203 201H204V199H203ZM248 201V200H247ZM249 201H250V198H249ZM2 202V201H1ZM0 202V204H2ZM3 202H5V201H3ZM14 202V203H13ZM171 202V201H170ZM210 202H212V201H210ZM258 202H257V199H256V202L255 201H252V202H250V203H247V204H245L244 203V205H243V207L245 208V211L246 212H249V211H253V210H258ZM121 203V202H120ZM216 203V202H215ZM233 204H235L234 202H232ZM111 204H114L115 205V202L113 203V202H111ZM102 205H105V207H106V204H102ZM124 205V204H123ZM168 205V204H167ZM173 205V204H172ZM190 204H188V206H189ZM219 205V204H218ZM240 205V204H239ZM166 206V205H165ZM187 206V205H186ZM197 206H200L201 207V203H199V205H197ZM216 206V205H215ZM220 206V205H219ZM235 206H236V204H235ZM261 206V205H260ZM102 207V206H101ZM190 207V206H189ZM200 207H199V209H200ZM205 207H206V205H205ZM262 207V206H261ZM111 208V209H110ZM115 208V207H114ZM119 208H120V206H119ZM124 208V207H123ZM188 208V207H187ZM1 209V208H0ZM108 209L109 210H112V207H108ZM107 209V210H108ZM163 209V208H162ZM166 209V208H165ZM191 209H192V204H191ZM195 209H196V207H195ZM126 210H127V208H126ZM168 210H170V208L168 209ZM167 210V211H168ZM188 210V209H187ZM209 210V209H208ZM218 210V209H217ZM225 210V209H224ZM260 210H261V208H260ZM4 211V210H3ZM116 211V210H115ZM129 211H130V209H129ZM189 211H190V209H189ZM219 211V210H218ZM5 212V211H4ZM4 212H3V214H4ZM114 212V211H113ZM184 212H187V211H184ZM234 212V211H233ZM116 213V212H115ZM117 213H118V211H117ZM117 213H116V216H117ZM163 213H165V212H163ZM167 213V212H166ZM187 213H189V212H187ZM192 213V212H191ZM196 213V212H195ZM214 213V212H213ZM230 213V212H229ZM255 213V212H254ZM119 214V213H118ZM221 214H222V212H221ZM260 214H264V212L263 213H260ZM115 215V214H114ZM114 215L112 216V217H114ZM120 215V214H119ZM132 215H133V213H132ZM156 215V214H155ZM199 215H200V212H199ZM208 215V214H207ZM215 215V214H214ZM213 215V216H214ZM223 215V214H222ZM230 215V214H229ZM242 215H243V213H241V217H242ZM253 215V214H252ZM3 215H2V212H1V210H0V225L2 226V223L3 222H5V220L7 219L6 217H5V215H4V217H2ZM129 216H130V214H129ZM193 216V215H192ZM217 216L218 215H216V220L218 219L217 218ZM224 216V215H223ZM233 216V215H232ZM245 216V218H247L246 219V221H248V224H250V219H248L249 218V214L248 215H244ZM244 216H243V219H244ZM248 216V217H247ZM261 216L262 215H260V217H257L256 216V218H255V220H256V222H257V218H259V220H262V218H261ZM112 217H110V218H112ZM120 217V216H119ZM135 217H136V215H135ZM163 217V216H162ZM183 217V216H182ZM199 217V216H198ZM206 217L207 216H205V219H206ZM215 217V216H214ZM213 217V218H214ZM222 217V216H221ZM225 217V216H224ZM251 217H253V216H251ZM254 217H255V215H254ZM6 218V219H5ZM97 218H98V220H99V217L97 216ZM107 218V217H106ZM117 218V217H116ZM116 218L115 219H113V220H115V222H117L116 221ZM154 218V217H153ZM159 218H160V215H159ZM166 218V217H165ZM184 218V217H183ZM188 218H189V216H188ZM195 218H196V216H195ZM209 218V217H208ZM208 218H207V220H208ZM213 218H211V219H213ZM261 218V219H260ZM180 219V218H179ZM186 219V218H185ZM193 219V218H192ZM191 219V220H192ZM196 219H198V218H196ZM200 219H201V217H200ZM131 220H132V216H131ZM133 220H134V217H133ZM163 220L164 221H166L165 219H164V217H163ZM194 220V219H193ZM214 220H215V218H214ZM242 220V219H241ZM251 220H253L254 221V219H252L251 218ZM264 220V219H263ZM9 221H10V219H9ZM8 221V222H9ZM105 222H107L106 220H104ZM108 221H109V217H108ZM137 221V220H136ZM136 221H134V222H136ZM146 221V220H145ZM186 221H187V226H188V220L186 219ZM203 221V220H202ZM169 222V221H168ZM194 221H192V222H189V223H193ZM197 222H199V221H197ZM209 222H211V221H209ZM212 222H214V221H212ZM252 222V221H251ZM259 223H260V221H258ZM264 222V221H263ZM6 223V222H5ZM87 223H89V221L87 222ZM87 223L85 224V226H87ZM93 224V222H91L90 221V224H89V226H90V228H93L94 229V225H92ZM96 223H99V222H96ZM119 223H121V221L120 222H118V225H119ZM157 223H158V225H159V223H160V221H158V219H157ZM203 223V222H202ZM218 223V222H217ZM216 223V224H217ZM227 223H228V221H227ZM148 224V223H147ZM183 224H184V226H185V221L183 220ZM209 224V223H208ZM220 224V223H219ZM242 224V223H241ZM240 224V225H241ZM254 224V222L252 223V225ZM91 225H92V227H91ZM124 225V224H123ZM127 225V224H126ZM163 225H164V223H163ZM162 225V226H163ZM205 225V227L204 228H206V223L204 224ZM215 225V224H214ZM252 225H251V227H252ZM1 226H0V229H1ZM85 226H84V230H85ZM197 226H199V224L197 225ZM208 226V225H207ZM222 226V225H221ZM243 226V225H242ZM245 226V225H244ZM244 226H243V228H244ZM246 226H248L247 224H246ZM245 226V227H246ZM257 226V225H256ZM263 226H264V223H263ZM263 226H262V229H260L259 228V233H260V231H263L264 230V228H263ZM77 228H78V231H79V229H80V227L79 226H76ZM95 227H96V225H95ZM125 227V226H124ZM124 227H122V226H120V228L121 229H124ZM132 227H133V225H132ZM151 227V231L153 230L152 229V226H150ZM181 227H182V224H181ZM194 227V226H193ZM200 227H202V224L200 225ZM208 227H212V224L210 223V226H208ZM216 227V226H215ZM258 227H259V224H258ZM257 227V228H258ZM75 228V227H74ZM87 228V227H86ZM89 228V227H88ZM119 228V229H120ZM135 228V227H134ZM190 228H191V226H190ZM223 228V227H222ZM247 228V227H246ZM249 228V227H248ZM92 229V230H93ZM126 229H129L130 230V228L127 226V228L125 227V230ZM131 229H133V228H131ZM163 229V228H162ZM212 229V228H211ZM215 229V228H214ZM219 229H220V226H219ZM228 229V228H227ZM252 229H255V227L253 226L252 227ZM250 230L249 232L247 231V229H246V231H247V233H245V232H242L241 234H240V236L239 237H237L236 235H234V236H232L231 235V237H235V239L236 238H239V240H237L238 241V243H240V244H238V247H239V245H241L242 246V248H241V246H240V248H241V250H239V252H238V250H237V255L239 256V254L241 253V252H244V254H245V251L249 254V252L247 251V250H249L250 251V254H251V252H253L254 254L255 253H257L259 256H258V258L260 257L261 258V256L262 257H264V239L263 238H261V236L260 237H258V230L257 229H255V231H253V230ZM66 230V229H65ZM77 230V229H76ZM102 230V229H101ZM100 230V231H101ZM115 231H116V229H114ZM124 230V231H125ZM165 230H166V228H165ZM205 230V229H204ZM217 229H215V231H216ZM221 230V229H220ZM219 230V231H220ZM223 230V229H222ZM221 230V232H222V234H224L223 233V231ZM233 230H235L236 231V229H231L230 231H233ZM244 229H242V231H243ZM81 232H82V230H80ZM95 231V230H94ZM115 231H113V232H115ZM117 231H118V228H117ZM124 231H120V234L121 235H119V237H121V241H123L120 245H119V247L118 248H113V246H112V248H110L109 246L107 247L106 246V244H108L107 242L105 243V242H102V243H105V245H103V244H100L99 243V241H98V244H100L99 246L100 247H97V249H95V250H93L92 249V247H93V245H92V247H91V249H89L88 248V244L90 243V242H88V246H87V250H92V251H88V253H85L84 254V256H85V261H86V263L85 264H92V261L93 260H96V258H99V257H107L108 255L110 256H114L112 259L113 260H117L118 262H119V264H126V256H127V254H129V257H131V255H132V257H133V255L135 256V254H134V252L132 253H127L126 254V248H130L131 246H132V244H133V242H132V240H131V242H125L124 240H126L127 241V235H125V233L126 232H129V231H125V233H123ZM134 231H136V230H134ZM138 231V230H137ZM167 231V230H166ZM186 231V230H185ZM200 228H199V233L198 234H196V236H194V238H192L193 240H191V242H195V241H197V243H198V241H202V239H203V237H205L206 235L204 234V232L203 233H200ZM228 231H229V229H228ZM69 232V231H68ZM87 232H88V229H87ZM102 232V231H101ZM132 232V231H131ZM217 232V231H216ZM78 234L80 233V232H77ZM119 233V232H118ZM118 233L117 234H113V235H115V236H117L118 237ZM153 233V231L151 232V234ZM188 233V232H187ZM191 233H193V231H191ZM207 233V232H206ZM212 233H213V231H212ZM227 233V232H226ZM230 233V232H229ZM235 232H233V234H234ZM263 233V232H262ZM64 234L66 235V233L64 232ZM97 234H98V231H97ZM154 234H155V232H154ZM159 234V233H158ZM228 234V233H227ZM231 234V233H230ZM236 234L238 235V232H236ZM138 235H140V234H138ZM143 235H144V233H143ZM210 234H208V236H209ZM215 235H216V233H215ZM221 235V234H220ZM261 235V234H260ZM264 234H262V236H263ZM71 236V238L72 239H75L74 238V233H72V235H70ZM73 236V237H72ZM78 236H80V240L83 242V243H85V238H84V240H83V237L81 238V233L78 235ZM78 236H76V239L78 240ZM82 236H83V233H82ZM101 236V235H100ZM170 236V235H169ZM173 236V235H172ZM191 236V235H190ZM214 236V235H213ZM219 236V235H218ZM218 236H216V237H218ZM230 236V235H229ZM68 238H69V236H67ZM98 237V236H97ZM117 237H115L116 239H117ZM142 238H143V236H141ZM226 237H227V235H225L223 238H225L226 239ZM91 238H92V236H91ZM90 238V240H92ZM94 238V237H93ZM130 238V237H129ZM190 238V237H189ZM222 237L220 236L219 237V239H221ZM259 238H261V239H263V241L261 240L260 241V239ZM1 239V238H0ZM88 239H89V236H88ZM106 239H107V237H106ZM149 239V238H148ZM147 239V240H148ZM76 240V241H77ZM101 240V239H100ZM105 240V239H104ZM115 240V239H114ZM189 240V239H188ZM213 240V239H212ZM224 240V239H223ZM63 241H64V238H63ZM76 241L74 240V242L76 243ZM89 241V240H88ZM94 241H95V238H94ZM108 241V240H107ZM142 241V240H141ZM145 241V240H144ZM169 241V240H168ZM221 241V240H220ZM233 241V240H232ZM236 241V240H235ZM234 241V242H235ZM51 242H52V240H51ZM56 242V241H55ZM82 242H80L81 244H83ZM93 242V241H92ZM117 242V241H116ZM79 243V244H80ZM126 243L127 244H129L130 245V243H131V246H128V247H126L127 245H126ZM170 243V242H169ZM222 243V242H221ZM59 244V245H58ZM56 243V245L57 246H54L55 247V249H54V247L52 248V250L54 249V252L55 251H58V250H60V248H61V245H60V243ZM78 244V243H77ZM92 244V243H91ZM110 244L111 245H114V244H112L111 242H110ZM110 244H108V245H110ZM119 243H117V245H118ZM137 244V243H136ZM154 244H155V242H154ZM160 244H162V243H160ZM166 244H167V241H166ZM172 244V243H171ZM194 244V243H193ZM209 244V243H208ZM224 244H225V242H224ZM235 244V243H234ZM148 245H150V242H149V244ZM187 245V244H186ZM227 245V244H226ZM236 245V244H235ZM68 246V245H67ZM95 246V245H94ZM133 246H134V244H133ZM188 246V245H187ZM195 246V245H194ZM223 246H225V245H223ZM33 247H35V246H33ZM51 247V246H50ZM58 247H60L59 249H58ZM114 247H115V245H114ZM139 247H141V246H139ZM151 247V246H150ZM150 247H147V248H149V249H147V250H145V251H150L151 252V249H152V251H154V248H150ZM153 247V246H152ZM232 247V246H231ZM235 247V246H234ZM70 248V247H69ZM68 248V249H69ZM96 248V247H95ZM135 248H136V246L133 248L134 249V251H135ZM171 248V247H170ZM188 248V247H187ZM229 248V247H228ZM51 249V248H50ZM57 249V250H56ZM196 249V248H195ZM205 249V248H204ZM209 249V248H208ZM231 249H233V248H231ZM231 249H230V253H231ZM52 250H50L49 252H50V254H51V252H52ZM131 250V248L129 249V251ZM177 250V249H176ZM251 250H253V251H251ZM254 250H255V252H254ZM148 251V252H149ZM158 251V250H157ZM175 251V250H174ZM241 251V252H240ZM48 252V251H47ZM53 252V253H54ZM62 252V251H61ZM64 252V251H63ZM128 252V251H127ZM163 252V251H162ZM56 253V252H55ZM69 253H71V252H69ZM69 253H66L67 255H69ZM179 253H180V251H179ZM184 253H186V252H184ZM234 253H235V250H234ZM233 252H232V255L234 254ZM252 253V254H253ZM76 254H79V252H77ZM82 254V253H81ZM143 254H146L147 255V252H143ZM152 254H154V253H152ZM156 254V253H155ZM161 254V253H160ZM164 254H166V252L164 253ZM182 254V253H181ZM56 255V254H55ZM73 255V254H72ZM138 255V254H137ZM186 255V254H185ZM187 255H189L188 253H187ZM64 256V255H63ZM76 256H78V255H75V257ZM81 256V255H80ZM108 256V257H109ZM110 256V257H111ZM142 256H144L145 257V255H142ZM158 256V255H157ZM160 256V255H159ZM172 256H173V254H172ZM178 256V255H177ZM240 256L242 257V256H244L243 255V253L242 254H240ZM82 257V256H81ZM128 257V256H127ZM128 257V258H129ZM165 257V256H164ZM207 257V256H206ZM206 257H202L203 259V261H205V259L204 258H206ZM233 257H234V255H233ZM66 258V257H65ZM64 258V259H65ZM68 258V257H67ZM74 258V257H73ZM80 258V257H79ZM137 258V257H136ZM139 258V257H138ZM150 258V257H149ZM163 258V257H162ZM177 260H178V258L177 257H175ZM187 258H188V256H187ZM76 259V258H75ZM147 259V258H146ZM154 260L156 259L157 260V258H153ZM159 259V258H158ZM167 259H168V257H167ZM175 259V260H176ZM180 259V258H179ZM184 259V258H183ZM186 259V258H185ZM184 259V260H185ZM200 259V258H199ZM231 259H233V258H231ZM236 259V258H235ZM239 259H240V257H239ZM244 259V258H243ZM245 259H246V257H245ZM45 260V259H44ZM69 260V259H68ZM129 260H132V259H129ZM140 259H138L137 261L138 262H142V261H139ZM151 259H149V261H150ZM164 260H165V258H164ZM177 260L176 261H174V259H173V262H172V264L174 263L175 264V262H176V264H177ZM42 261V260H41ZM48 260H45L44 262H43V264H48V262H47ZM60 261H63L62 259H60ZM79 260H77V262H78ZM82 261V260H81ZM116 261V262H117ZM134 261L135 260H133V261H131L130 263H129V261H128V263L129 264H132V262L134 263ZM136 261V262H137ZM144 261V260H143ZM166 261V260H165ZM179 261H181V260H179ZM241 261H242V263H243V260H242V258H241ZM83 262H84V258H83ZM206 262V261H205ZM100 263V262H99ZM114 263H115V261H114ZM146 263V262H145ZM158 263V262H157ZM257 263V262H256ZM50 264V263H49ZM76 264V263H75ZM94 264H97V261L96 262H94ZM116 264H118V263H116ZM135 264V263H134ZM136 264H138V263H136ZM147 264V263H146ZM201 264V263H200ZM236 264H237V262H236ZM240 264V263H239Z\"/></svg>",
    "mask_w": 264,
    "mask_h": 264
},
{
    "label": "built area",
    "instance_id": "obj_3",
    "mask_svg": "<svg viewBox=\"0 0 264 264\" xmlns=\"http://www.w3.org/2000/svg\"><path fill=\"white\" fill-rule=\"evenodd\" d=\"M194 24L182 14L172 13L168 16L162 38L167 47L187 50L192 43ZM246 62H260L264 60V28L251 32L246 51L240 56ZM238 60L220 62L222 73L232 76L236 71Z\"/></svg>",
    "mask_w": 264,
    "mask_h": 264
},
{
    "label": "crops",
    "instance_id": "obj_4",
    "mask_svg": "<svg viewBox=\"0 0 264 264\" xmlns=\"http://www.w3.org/2000/svg\"><path fill=\"white\" fill-rule=\"evenodd\" d=\"M258 64H264V60L256 63V65Z\"/></svg>",
    "mask_w": 264,
    "mask_h": 264
}]
</instances>
